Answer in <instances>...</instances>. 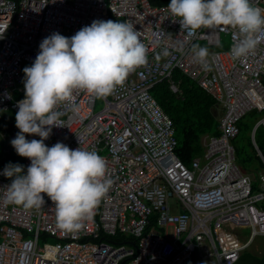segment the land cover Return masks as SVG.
I'll use <instances>...</instances> for the list:
<instances>
[{
	"label": "built area",
	"instance_id": "obj_1",
	"mask_svg": "<svg viewBox=\"0 0 264 264\" xmlns=\"http://www.w3.org/2000/svg\"><path fill=\"white\" fill-rule=\"evenodd\" d=\"M251 3L264 9V0ZM168 5L149 0H0V111L18 112V102L25 98L23 69L54 32L70 38L94 20L131 22L147 48L146 64L112 94L97 98L76 91L72 104L59 105L63 126L53 127L44 141L49 147L61 142L96 151L107 162L113 184L82 229L60 230L46 194L38 209L7 203L6 186L12 181L0 174V264H234L264 237V151L255 140L256 128L264 129V114L250 132L261 162L255 190L252 176L236 162L234 146L239 120L254 109L264 110V40L247 56L234 59L231 28H201L189 35L170 17ZM226 37L229 44L220 49ZM193 45L208 49L207 67L195 59ZM175 69L210 92L221 110L219 134L201 136L202 154L190 166L175 151L172 119L150 93L164 80L178 92ZM12 129L20 131L16 125ZM21 159L26 174L31 161ZM116 233L134 239H104Z\"/></svg>",
	"mask_w": 264,
	"mask_h": 264
},
{
	"label": "clouds",
	"instance_id": "obj_2",
	"mask_svg": "<svg viewBox=\"0 0 264 264\" xmlns=\"http://www.w3.org/2000/svg\"><path fill=\"white\" fill-rule=\"evenodd\" d=\"M167 11L189 35L201 28H231L234 59L247 56L264 40V9L251 0H171ZM192 52L207 67L208 49L193 45ZM146 62L147 48L131 22L94 20L70 38L54 32L42 40L34 62L23 69L25 98L18 102L15 117L20 131L11 141L31 163L26 174L23 166L11 163L0 173L12 180L6 186L7 203L38 209L46 194L60 230L83 228L113 184L107 162L96 151L61 142L49 147L44 141L53 127L63 126L57 107L72 104L74 92L105 98ZM25 134L41 139L29 141Z\"/></svg>",
	"mask_w": 264,
	"mask_h": 264
},
{
	"label": "trees",
	"instance_id": "obj_3",
	"mask_svg": "<svg viewBox=\"0 0 264 264\" xmlns=\"http://www.w3.org/2000/svg\"><path fill=\"white\" fill-rule=\"evenodd\" d=\"M152 4H170L171 0H149ZM227 47L222 44L219 48ZM172 79L178 85V92H172L168 81H160L150 88V93L157 100L161 108L173 121L177 147L175 149L180 159L190 166L191 159L202 154L201 136L204 134H219L216 100L206 89L197 84L194 80L175 69L172 72ZM264 114L256 109L245 114L238 122L239 133L234 140L236 151V162L245 173L253 178L252 188H257V172L261 162L250 140V132L257 119ZM16 113L12 110L0 111V131L4 125L10 124L6 132H12L13 125H16ZM17 135V134H16ZM8 151L4 150V143L0 141V168H5L9 163L23 166L21 156L17 154L11 141ZM255 140L259 148L264 151V129L258 126L255 131ZM11 180L10 178H8ZM12 181V180H11ZM264 207V202L262 203ZM155 218V215L152 216ZM54 242L53 238H44ZM104 239L114 243H128L132 239L120 233L104 235ZM234 264H264V242L259 254L244 250Z\"/></svg>",
	"mask_w": 264,
	"mask_h": 264
},
{
	"label": "rangeland",
	"instance_id": "obj_4",
	"mask_svg": "<svg viewBox=\"0 0 264 264\" xmlns=\"http://www.w3.org/2000/svg\"><path fill=\"white\" fill-rule=\"evenodd\" d=\"M223 39L226 41L227 44H229L228 37L223 38ZM98 108H100V103H97V105H96V109H98ZM218 112H220V111H218ZM217 117H219V113H217ZM8 127H10V124L4 125L2 130L0 131V141H2L4 143V149L5 150L9 148L11 138L17 134L15 132H13V129H12V132H10V134L8 132H6V129H8ZM263 242H264V237L257 238L254 241V243L248 248V250L259 254L258 251L262 250Z\"/></svg>",
	"mask_w": 264,
	"mask_h": 264
},
{
	"label": "crops",
	"instance_id": "obj_5",
	"mask_svg": "<svg viewBox=\"0 0 264 264\" xmlns=\"http://www.w3.org/2000/svg\"><path fill=\"white\" fill-rule=\"evenodd\" d=\"M226 45H228L227 43H226ZM217 113H219V115H220V113H221V110H220V108L219 107H217L216 106V110H215ZM218 111H220V112H218ZM14 126V125H13ZM195 264H200V261L199 260H197L196 262H195ZM202 264V263H201Z\"/></svg>",
	"mask_w": 264,
	"mask_h": 264
},
{
	"label": "water",
	"instance_id": "obj_6",
	"mask_svg": "<svg viewBox=\"0 0 264 264\" xmlns=\"http://www.w3.org/2000/svg\"><path fill=\"white\" fill-rule=\"evenodd\" d=\"M121 264V263H120Z\"/></svg>",
	"mask_w": 264,
	"mask_h": 264
}]
</instances>
